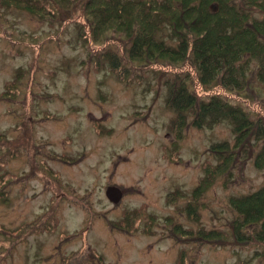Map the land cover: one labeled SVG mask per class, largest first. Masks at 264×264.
Listing matches in <instances>:
<instances>
[{"label":"rangeland","instance_id":"1","mask_svg":"<svg viewBox=\"0 0 264 264\" xmlns=\"http://www.w3.org/2000/svg\"><path fill=\"white\" fill-rule=\"evenodd\" d=\"M48 6L0 0V264H264L261 245L235 244L229 202L263 185L262 139L235 147L226 121L189 119L180 138L171 127L168 77L191 76L202 100L221 86L204 92L188 64L131 60L121 30H97L95 44L81 8ZM254 65L247 87L221 95L253 118L264 117ZM223 142L231 154L212 149ZM108 187L122 191L118 203Z\"/></svg>","mask_w":264,"mask_h":264},{"label":"trees","instance_id":"2","mask_svg":"<svg viewBox=\"0 0 264 264\" xmlns=\"http://www.w3.org/2000/svg\"><path fill=\"white\" fill-rule=\"evenodd\" d=\"M8 1L17 3L19 0ZM44 3L49 6L42 9L54 15L51 10L54 4L60 7L54 10L62 12L81 8L95 44L104 37L97 30H121L131 45L128 50L131 60L170 67L188 64L204 92L217 85L225 92L243 90L247 87L243 69L253 61V71L264 94V20H256L253 14L264 13V0H44ZM212 3L218 5L217 12L209 10ZM26 4L27 10L33 11L32 5ZM63 4L68 6L63 7ZM166 28L170 43L175 42V46L165 42ZM108 53L109 67L118 80H123L120 61L111 52L105 54ZM189 79L191 76L182 72L163 82L168 89L167 106L175 114L171 127L177 132L176 136L180 138L189 119L190 124L199 129L226 121L234 134L235 147L252 137L264 142V117L249 116L240 105L221 96L225 92L208 94L202 100L188 87ZM216 147L212 149L224 148L223 152L231 154L227 142ZM220 154L218 152L220 162L222 159L225 162L226 157ZM262 154L264 150L258 156ZM229 202L238 212L231 230L235 244L245 246L254 241L261 245L264 255V183L257 191ZM197 234L206 241L218 238L214 234L207 235L205 230ZM178 264H184L183 259H179Z\"/></svg>","mask_w":264,"mask_h":264},{"label":"water","instance_id":"3","mask_svg":"<svg viewBox=\"0 0 264 264\" xmlns=\"http://www.w3.org/2000/svg\"><path fill=\"white\" fill-rule=\"evenodd\" d=\"M217 5L213 4L209 7V10L214 13L217 11ZM105 196L113 203H118L122 198V191L116 187H108L105 191Z\"/></svg>","mask_w":264,"mask_h":264}]
</instances>
